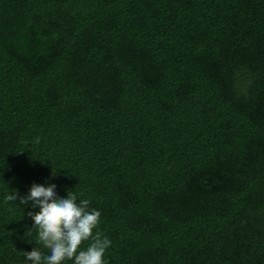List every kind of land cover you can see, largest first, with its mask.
I'll use <instances>...</instances> for the list:
<instances>
[{
  "label": "trees",
  "instance_id": "16d2710c",
  "mask_svg": "<svg viewBox=\"0 0 264 264\" xmlns=\"http://www.w3.org/2000/svg\"><path fill=\"white\" fill-rule=\"evenodd\" d=\"M33 183L104 264H264V0H0V264L50 254Z\"/></svg>",
  "mask_w": 264,
  "mask_h": 264
},
{
  "label": "clouds",
  "instance_id": "9594fccd",
  "mask_svg": "<svg viewBox=\"0 0 264 264\" xmlns=\"http://www.w3.org/2000/svg\"><path fill=\"white\" fill-rule=\"evenodd\" d=\"M38 142V139H37ZM20 205L31 202V207H39L38 212L29 211L33 226L38 230V242L50 254L45 255L40 248L24 252L26 264H62L72 260L73 264H104L103 256L111 241L93 229L97 228L101 213L89 207V200L77 202V194L67 192L65 197L56 193V185L33 183L27 195L19 196L15 190L6 195L7 202L16 201ZM91 240L86 250H77L84 241Z\"/></svg>",
  "mask_w": 264,
  "mask_h": 264
}]
</instances>
